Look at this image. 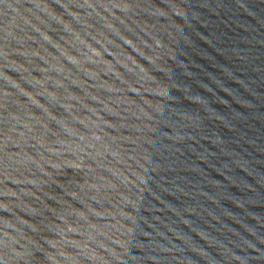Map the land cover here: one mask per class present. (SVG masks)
I'll return each instance as SVG.
<instances>
[{
    "label": "water",
    "instance_id": "1",
    "mask_svg": "<svg viewBox=\"0 0 264 264\" xmlns=\"http://www.w3.org/2000/svg\"><path fill=\"white\" fill-rule=\"evenodd\" d=\"M0 264H264V0H0Z\"/></svg>",
    "mask_w": 264,
    "mask_h": 264
}]
</instances>
